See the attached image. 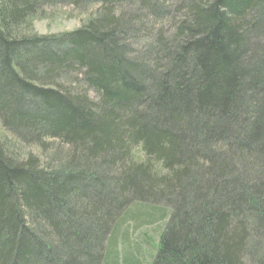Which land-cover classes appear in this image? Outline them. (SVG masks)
<instances>
[{"label":"trees","instance_id":"obj_1","mask_svg":"<svg viewBox=\"0 0 264 264\" xmlns=\"http://www.w3.org/2000/svg\"><path fill=\"white\" fill-rule=\"evenodd\" d=\"M0 264H264V0H0Z\"/></svg>","mask_w":264,"mask_h":264},{"label":"rangeland","instance_id":"obj_2","mask_svg":"<svg viewBox=\"0 0 264 264\" xmlns=\"http://www.w3.org/2000/svg\"><path fill=\"white\" fill-rule=\"evenodd\" d=\"M86 18L84 15L79 14L76 11H73L69 7H63V5H58L55 8L47 9L45 15L36 20L33 24V33L38 37H64L65 34L71 33L81 27ZM133 48H136L133 46ZM136 50V49H135ZM28 102L29 99H27ZM21 151L20 154L24 155L26 153L31 154L42 166H47L50 164V159L52 158L54 153H59L64 155L67 151V148L62 147L59 143L49 142L45 145L44 149L37 146H19ZM18 151V150H17ZM17 151H15L17 153ZM52 160V159H51ZM51 166V165H50ZM59 174H64L65 170H59ZM88 185H90L91 190L93 191H101L103 190L102 185H95L90 183V180H87ZM104 186V185H103ZM72 204L69 205V207ZM79 218V217H77ZM83 222V220H80ZM84 224V222H83ZM141 234V233H140ZM136 235V239L143 240L141 235ZM157 244V242L155 243ZM53 256L50 257L52 260ZM49 260V259H48Z\"/></svg>","mask_w":264,"mask_h":264}]
</instances>
